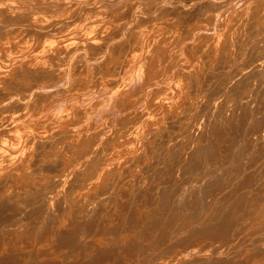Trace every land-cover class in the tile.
Here are the masks:
<instances>
[{"label": "bare ground", "instance_id": "bare-ground-1", "mask_svg": "<svg viewBox=\"0 0 264 264\" xmlns=\"http://www.w3.org/2000/svg\"><path fill=\"white\" fill-rule=\"evenodd\" d=\"M121 45L128 58L114 59ZM76 48L88 50L78 61L95 77L41 82ZM24 74L47 100L9 115L0 135V264H126L123 251L134 264L155 251L207 252L182 264H264V94L253 99L264 87V0H0L3 98ZM24 103L12 96L8 106ZM211 159L213 182L238 163L235 188L252 189L232 201L224 188L230 197L221 192L227 203L218 197L204 235L187 245L174 235L182 244L157 250L175 234L167 208L196 198L201 215L211 203L203 182L179 193L186 171L200 174ZM104 200L122 205L119 220L96 221Z\"/></svg>", "mask_w": 264, "mask_h": 264}, {"label": "rangeland", "instance_id": "rangeland-1", "mask_svg": "<svg viewBox=\"0 0 264 264\" xmlns=\"http://www.w3.org/2000/svg\"><path fill=\"white\" fill-rule=\"evenodd\" d=\"M57 23V22H56ZM56 23H54V24H56ZM27 26H31V25H33L34 26V22H28L27 24H26ZM60 33L61 34H65L66 33V36H70V35H72V33L68 30V29H64V30H62V31H60ZM126 46L124 47L123 45H121V46H119L118 48H117V51L114 53V55H113V58L114 59H119V60H123V59H127L128 58V53H127V50H126ZM84 50V48H76V49H74V50H71L70 51V53H69V55H68V59L66 60V61H64V64L63 65H61V67L59 68V69H55V70H50V71H48V72H46L45 74V76H48V78H46V79H43V80H41V82H43L44 84H48V83H50L51 81H54V80H56V79H59V78H61L62 76H68V79H69V81H71V84H78V83H80L81 82V80L83 79V78H90V77H95L96 75H97V71L96 70H94L93 68H91V69H86L85 68V66H84V64L82 63V60H79L78 61V58H79V56H78V53L79 52H81V51H83ZM84 51H88V50H84ZM117 74V73H116ZM113 76H115V74H113ZM253 78V77H252ZM14 84V86H12V87H10V88H8V87H4V91L5 92H8V93H10L7 97H5V98H3V96L0 94V135L1 134H3V133H6L7 132V130H9L10 128H12V124H13V121H12V119H10L8 116L9 115H13V114H18V113H20V112H22L23 111V108H25L26 110H28L31 114L33 113V112H36V111H38L39 110V107H40V105H41V103L43 102V101H46L47 99H45L44 97H42L41 95H40V91H41V88H39V86L36 84V82H34V80H33V78H31V76H29V75H26V74H24V75H22V76H20V77H17V78H15V82L13 83ZM243 84H241V86L240 87H242V88H240L241 90L243 89V86H242ZM261 88V87H260ZM260 88H258V90L257 91H259L260 90ZM264 87H262V92H263V89ZM256 91V93L258 94V97H256L257 96V94H254V96H253V99L256 101V103H258V101H260L259 103H258V105L261 103V100L263 99L264 100V98H262L261 97V95H263L264 94V92L262 93L261 91H259V92H261V93H259V92H257ZM261 94V95H260ZM139 95V93H137V96ZM12 96H20V98L23 100V101H25V103H24V107H21V106H19V107H15V108H9V104H8V102H9V98L10 97H12ZM262 99H261V98ZM263 97H264V95H263ZM258 98V99H257ZM262 105H264V101H262V103L260 104V107L262 106ZM264 107V106H263ZM137 124V121H134V122H132L131 124H128V125H126V126H123V127H120V126H117V127H115V128H112L111 129V132H112V136H115V137H120V138H122V137H124L125 135V133H127L134 125H136ZM227 140V139H226ZM185 141V140H184ZM175 142V141H174ZM176 143H177V141H176ZM166 157H168V155H166ZM176 158V157H175ZM176 160V159H175ZM174 160V161H175ZM263 160V159H262ZM209 162L211 161V163H213V159H211V160H208ZM264 161V160H263ZM262 161V162H263ZM176 162H177V160H176ZM207 162V161H206ZM205 162V164H203V167L204 168H202V173H201V169H200V171H199V173L200 174H198L197 173V175H194V174H192V171H189V170H187L186 171V173H191V175H193V177H191V176H189L190 174L188 173V174H186L187 176H189V179H188V177L187 176H185L186 178V181H185V179H184V181L187 183H185V182H183V186H180V187H182L181 189H180V194H183L184 193V191H189L188 189H190V191L192 190V188L194 187V186H191L192 184H191V182L193 183L194 182V185L197 187V186H201L202 185V182H203V185H206V189H208L207 190V193L206 194H209V193H211V194H213V195H211V194H209V196L207 195V197L209 198V206H208V208H206V206H204L205 208L203 209V212L206 210V213L209 211L210 213L208 214V215H206V214H204L205 216L203 217L202 215V213L203 212H199V214H201V215H196V214H198V213H196V210H195V207H197L198 206V204L197 203H199V202H197V199L195 198L194 200L195 201H193V198H192V202L190 201V204L191 203H193V204H189V202H188V204L190 205V206H187L188 208H190V207H192V208H194V210L193 209H191V213L189 212V211H187V210H190V209H187V207L185 208L186 209V213L183 211V210H185V209H183L186 205H187V203L184 205V206H182V209L183 210H181L179 207H177V206H170L169 208H171V209H169V208H167L166 209V207H165V209L167 210V211H169L170 210V212H168V214L170 215V213L172 212L173 214L171 215V216H168L169 218L171 217V219L173 218V216H174V218H173V220H175V222L173 223V224H168V222L169 223H171V221L169 220L168 221V219H167V217L165 216V218L164 219H166L167 221H165L166 222V226L167 225H169L168 227H166V231H169V232H172V233H175V234H172L171 235V233H170V236L174 239H172L171 237L169 238V239H166L165 240V242L164 243H162V244H160V246L161 247H159V246H157L158 247V249L157 250H159V248H161V249H163L164 247H166V246H169V245H172L171 243H173L174 244V241H176V243L175 244H178L179 243V241H178V239H177V237L179 238V239H182L181 240V242H185V241H189V242H191L192 240L194 241L196 238L197 239H199L200 238V234L201 235H204L205 234V232H206V230L205 231H203L204 229V227L207 225L206 223L207 222H210V221H208L209 220V218H211V219H213L214 218V212H215V210H216V205H218L221 201H220V199L218 200V197H220L221 198V196L223 195V197H222V201H224V203L223 202H221V204H225V203H227V196L228 197H230L229 195H228V193H231V196H232V198H233V200L232 201H235L236 199H241V197H240V195L239 194H241L242 192H243V196L246 194L245 192H246V190H247V192H249L250 190L249 189H243V191L242 192H240L241 190L239 189V187H238V189L237 188H235V187H237V184L239 183V181H240V179H241V177H242V175L240 176V171L241 170H239L238 172H237V166H238V163L237 164H233L232 165V167H231V165H226V166H228V167H223V170L226 168V169H228V168H230L231 170H232V168L234 169L233 171H231L230 169V171L229 170H227L226 172H225V170L223 171V172H220V173H225V176H223V174H220V176L222 177V179L221 180H219V178H218V181L219 182H217V179L215 178V182H217V184L215 183V182H213L214 181V177H216V175L217 176H219V172H218V174L217 173H215L216 175L214 176V175H212L213 177V179L212 178H210L211 177V175L207 172V171H209V169L211 168V166L212 165H215V163H213V164H211V163H209V162H207L206 163ZM258 162H260V161H258ZM208 163H209V165H208ZM176 164V163H175ZM235 165V166H234ZM208 166H210V168H208ZM211 170V169H210ZM184 172H185V170H183ZM231 173V174H229V172ZM234 171H236V173L234 172ZM204 172H206V173H204ZM194 173V172H193ZM214 173V172H213ZM238 173H239V175H238ZM201 174H204V176H201ZM231 175V177L232 178H229V176L228 175ZM236 174V175H235ZM205 175L206 176H208V177H205ZM201 177V180H200V177ZM210 176V177H209ZM228 178H227V177ZM227 179H226V178ZM235 177V178H234ZM240 178L239 180L237 179V178ZM199 178V180L198 181H196L197 179ZM207 178V179H206ZM209 178H210V180H209ZM223 178H225V179H223ZM202 179H203V181H202ZM212 179V180H211ZM230 179V180H229ZM231 179H232V181H231ZM234 179H235V182H236V180H237V183L235 184L236 186H234L233 184L235 183L234 182ZM170 180H172V179H170ZM205 180H209L208 182H205ZM223 180H225V182H226V180H227V182H226V184L228 185V187H226L227 185L225 184V182L223 181ZM229 180V181H228ZM188 181H189V183H188ZM200 181V184L199 183H197V182H199ZM222 181H223V183H222ZM170 182V181H169ZM168 182V183H169ZM196 182V183H195ZM204 182H205V184H204ZM211 182H213L215 185V187L213 186V184L212 185H210V183ZM231 182V183H230ZM233 182V183H232ZM208 183H209V185H208ZM219 183V184H218ZM221 183V184H220ZM186 184V185H185ZM225 184V187H221V185L223 186ZM230 185H233L232 186V188L230 187ZM208 186H209V188H208ZM212 186V187H211ZM217 186H219V187H217ZM250 186V185H249ZM253 186V185H252ZM187 188V189H186ZM212 188H214V189H212ZM227 189L228 191H226L225 189ZM230 188V189H229ZM233 188H235V190L233 189ZM253 188H254V186H253ZM183 189H185V190H183ZM211 189V190H210ZM216 189H218V192H220V193H218L217 191H215ZM234 190V191H236V190H240L239 192L238 191H236L235 193V195H237V196H235L234 195V191H232V190ZM211 191V192H209L208 193V191ZM212 190H214V191H212ZM220 190H222V191H220ZM225 190V191H224ZM189 191V192H190ZM215 192V193H214ZM221 192H226V195L223 193H221ZM228 192V193H227ZM238 192V193H237ZM217 193V194H216ZM233 193V194H232ZM219 194V195H218ZM248 194V193H247ZM221 195V196H220ZM241 195V196H242ZM216 196H217V199H216ZM234 196H235V198H234ZM226 197V198H225ZM216 200H215V199ZM224 198H225V200H224ZM213 199H214V201H213ZM229 199V198H228ZM235 199V200H234ZM11 200V199H10ZM114 200V199H113ZM113 200L112 201H110L109 200V202H108V200H104L105 202H104V205H106L107 204V202H108V204H111V205H108L107 204V208H105L104 207V205H102V206H100V207H98L99 209H98V211L100 212V214L99 215H97L96 216V221L97 222H99V221H101V219H102V216H101V213L103 214V216L105 215H107V217H105V219H104V222H106L107 220H106V218L108 219H113V220H119L120 218H121V216H122V212H121V210H122V205H119L117 202L116 203H113V206H112V203L111 202H113ZM212 203H214L213 205H211ZM194 207H193V206ZM110 206H112V208L110 207ZM163 206V205H162ZM213 206V207H212ZM102 207V208H101ZM110 209H109V208ZM174 207V208H173ZM177 207V208H176ZM211 207L213 208V210L211 209ZM105 208V212L108 210V211H110L109 212V214H104L103 212H104V209ZM100 209H102L103 210V212L102 211H100ZM113 209V210H112ZM164 209V208H163ZM164 209V210H165ZM173 209H177L176 210V212L177 211H181L182 213H185L184 215H182V213H181V216L182 217H179V219L178 220H176L175 219V217L176 218H178L177 216L179 215L180 216V214H179V212H177V214H176V212H175V210H173ZM164 210H162L163 212H164V214H165V212H167V211H164ZM173 210V211H172ZM192 211H193V215H191L192 214ZM195 211V212H194ZM212 211H213V215L211 216V214H212ZM196 213V214H195ZM205 213V212H204ZM186 214H190V215H187V218L185 217V215ZM109 215V216H108ZM167 215V214H166ZM210 215V216H209ZM184 216V217H183ZM198 216H200V217H198ZM206 216H208L209 218H208V220L206 219L207 217ZM190 217H195L194 219H195V221H193L194 219L192 218V220L191 219H189ZM202 217H203V221H202ZM182 218V219H181ZM185 218H186V221H185ZM197 218V219H196ZM200 218V219H199ZM188 219V220H187ZM205 219L207 220V222L205 221ZM182 220H184V221H182ZM201 220V221H200ZM177 221V222H176ZM178 221H179V223L181 222V226H182V223H184L183 224V227H180V225H178ZM194 223H193V222ZM205 221V222H204ZM199 222H200V224H199ZM240 222H241V220H240ZM239 222V224H241ZM175 223H177L176 225H175ZM203 223H205L204 225H203ZM214 223V222H213ZM196 224H198V225H200V226H198V225H196ZM201 224L203 225V228H202V226H201ZM171 225V226H170ZM185 225V226H184ZM173 226H175V228L173 227ZM197 226V227H196ZM181 229H183V230H181ZM170 228H172V230H170ZM195 228H198V229H195ZM199 228H201V229H199ZM174 229V230H173ZM179 231V232H178ZM196 231V232H195ZM211 231V230H210ZM214 230H212V232H213ZM178 232V233H177ZM194 232V233H193ZM198 232H201L200 234L198 233ZM177 233V234H176ZM180 234H182L181 235V238H180ZM195 234V235H194ZM177 236V237H175V236ZM179 235V236H178ZM184 235V237H182ZM185 235H188L187 237L190 239H188L187 237H185ZM199 235V236H198ZM195 236H196V238H195ZM198 236V237H197ZM176 239H175V238ZM191 237H192V239H191ZM202 237H204V236H202ZM201 237V238H202ZM185 238H187V239H185ZM193 238H195V239H193ZM184 239V240H183ZM196 239V240H197ZM168 241H170L171 243L169 244L168 243ZM173 241V242H172ZM177 241H178V243H177ZM237 241V240H236ZM236 241H235V244H237L236 243ZM183 242V243H184ZM238 242V241H237ZM163 244H165V246H163ZM179 244H182V243H179ZM184 244H186V242L184 243ZM200 244V242H198V243H196V244H193V246H197V245H199ZM224 244V243H223ZM187 245V244H186ZM245 246V244H242V246ZM156 249V248H155ZM160 249V250H161ZM203 249H207V248H203ZM121 253V257H122V259L124 260V261H126V264H134V257L133 256H130V255H128V253H127V251H123V252H120ZM150 253V254H149ZM207 252L206 251H202V252H200L199 253V251H197V252H189V253H187L186 255H183L182 254V252H171L168 256H161V255H159L158 256V251H155V252H147V254H149V256H147L146 258V260L144 261V263L145 264H182V260L184 259V258H186V259H194V258H196V257H201V256H204L205 254H206ZM146 254V255H147ZM141 258H142V256H141ZM145 258V257H144ZM173 258H176V259H173ZM201 261V259L199 260V258L197 259V260H194V263L195 264H199V262ZM212 262H216L214 259L212 260ZM203 264H207L206 262H204Z\"/></svg>", "mask_w": 264, "mask_h": 264}]
</instances>
